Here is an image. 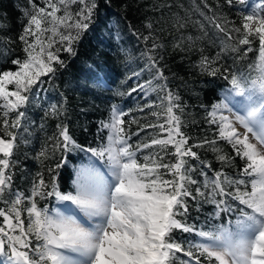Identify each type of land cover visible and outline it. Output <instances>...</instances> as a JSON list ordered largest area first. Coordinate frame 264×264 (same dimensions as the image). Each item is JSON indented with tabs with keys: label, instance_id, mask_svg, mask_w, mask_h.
Here are the masks:
<instances>
[{
	"label": "snow or ice",
	"instance_id": "obj_1",
	"mask_svg": "<svg viewBox=\"0 0 264 264\" xmlns=\"http://www.w3.org/2000/svg\"><path fill=\"white\" fill-rule=\"evenodd\" d=\"M232 2L228 0L230 5ZM237 2L246 4V0ZM30 3L32 10L25 12L27 23L19 37L25 58L13 60L18 70L0 73V128L9 137L0 136V200L9 204L6 209L0 208V257L5 258L0 264H175L179 259L177 253L188 257L180 264H192L193 260L201 264L199 256H204L209 264H264V15L256 11L264 12V3L243 13L242 27L235 28L241 34L240 45H250V37L259 40L257 75L251 79L236 74L224 76L230 87L208 114L209 123L217 126L218 139L229 143L235 154L245 160L237 178L223 171L215 172L212 178L201 173L205 176L204 187H211L209 195L218 209L216 216L221 212L238 213L234 221L230 219L227 224L208 231L197 230L177 218L188 212L185 198L192 197V193L187 184L197 183L189 175L194 169L186 167L185 157L199 160L192 148L204 144L213 146V151L218 153L220 149L215 147L216 140L188 145L189 138L180 131V120L174 112L179 107L175 103L178 97L170 91L161 100L166 115L164 123L145 126L159 127L165 134L163 137L133 148L122 127L125 113L113 106L110 121L102 123L109 130L107 144L98 149L81 148L106 163L109 178L92 168L80 174L82 178L76 182L75 194L62 193L55 183L47 190L42 178L33 184L28 197L10 191L11 175L7 170L16 146V134L10 129L19 128L25 115L20 110L29 101L25 93L43 83L41 77L55 74L54 62L64 65L59 52L75 55L73 44L90 27L97 7L95 0H44L43 7L32 0ZM75 4L82 7L73 11ZM215 27L224 31L220 23H215ZM229 38L232 37L229 35ZM143 39L147 42L149 37ZM157 47L160 45L153 40L143 55L147 58L146 67L155 70V78L165 80L155 55ZM251 50L249 47L246 52ZM213 63L204 57L201 67L216 76L219 69L212 67ZM10 85L13 87L9 88ZM140 88L143 90L144 86ZM11 112L16 117L10 120ZM237 125L244 131H239ZM60 135L65 151L80 147L69 136L67 128ZM154 146H160L161 152L170 146L176 161L163 163L164 157L157 152L146 155L144 163L138 162L137 152ZM217 159L224 164L231 163L225 154H219ZM161 169L167 171L162 173ZM167 175L173 179H165ZM6 191L14 198L5 200ZM196 193L204 196L200 188ZM37 196H55L58 202H70L74 210L70 209L68 214L60 210L50 213L49 209L38 207ZM229 197L238 202L236 208L228 204ZM25 200L27 204L21 207ZM25 213L27 224L23 218ZM174 230L195 233L206 242H197L186 249L172 238ZM33 238L38 242L34 247Z\"/></svg>",
	"mask_w": 264,
	"mask_h": 264
},
{
	"label": "trees",
	"instance_id": "obj_2",
	"mask_svg": "<svg viewBox=\"0 0 264 264\" xmlns=\"http://www.w3.org/2000/svg\"><path fill=\"white\" fill-rule=\"evenodd\" d=\"M32 3L44 6V0H32ZM95 3L97 7L90 27L73 44L75 55L59 52L64 65L54 62L55 74L41 77L43 83L25 93L29 101L20 109L25 115L19 128L10 129L16 134L11 167L7 170L11 175L10 191L28 197L33 184L42 178L47 190L55 183L62 193L75 194L77 175L85 171L86 166L104 167L108 174L105 162L81 148L98 149L107 144L109 130L103 128L102 123L110 121L113 106L125 113L122 127L133 148L155 137H163L165 134L159 127L145 126L164 123L166 115L161 100L166 91H170L178 97L175 103L179 107L174 112L180 120V131L189 138L188 145L216 140L215 147L220 149L218 153L213 151V146L204 144L192 148L199 160L185 157L186 167L194 169L189 175L197 181L187 184L195 199L185 198L188 212L177 218L205 231L227 224L230 219L234 221L236 212H221L216 216L218 209L209 195L211 187H204L205 176L201 173L212 178L215 172L223 171L229 177L237 178L245 166V160L235 154L232 146L218 139L217 126L209 123L208 114L230 87L224 76L236 74L251 79L257 75L259 40L250 37V45H240L241 34L235 31L242 27V14L252 9L250 2L241 5L233 0L230 5L228 0H95ZM80 7V4L72 5V10ZM31 10L30 0H0V73L18 70L13 60L25 58L19 37L27 23L25 12ZM258 11L264 15L261 9ZM215 23H220L224 31L217 29ZM144 37H149L147 42ZM153 40L160 45L155 49V55L165 80L156 79L155 70L146 67L147 58L143 53L151 47ZM249 47L252 50L246 52ZM204 57L214 61L211 66L219 69L216 76L209 75L201 67ZM15 117V112L9 113L10 120ZM64 128L80 147L64 150L60 135ZM0 136L9 139L2 128ZM172 151L170 146L163 152L160 146H154L137 152V159L144 163L146 155L159 152L164 157L163 163H174L176 157ZM219 154L230 157L231 163L220 162ZM200 161L211 167H205ZM166 171L161 169L162 173ZM164 178L173 179L171 175ZM197 188L204 196L197 195ZM228 190L232 191L231 188ZM13 198L6 191L5 200ZM35 200L39 208H47L50 213L71 209L70 202H58L55 196H37ZM227 202L233 208L238 204L231 197ZM26 204L27 200L21 207ZM8 207L9 204L0 200V208ZM23 218L27 224L26 213ZM172 238L186 249L197 242H206L195 233L180 230H174ZM37 243L33 238V247ZM193 251L199 256L195 249ZM177 256L179 259L175 264L188 260L181 253ZM199 259L201 264H209L204 256ZM192 264H195L194 260Z\"/></svg>",
	"mask_w": 264,
	"mask_h": 264
},
{
	"label": "rangeland",
	"instance_id": "obj_3",
	"mask_svg": "<svg viewBox=\"0 0 264 264\" xmlns=\"http://www.w3.org/2000/svg\"><path fill=\"white\" fill-rule=\"evenodd\" d=\"M246 1H247V2L249 1V2H250V5L252 6V8H253L256 4H258V3H264V0H246ZM256 11L259 12L258 9H256ZM254 27H255V25H254ZM234 111H235V109H234ZM226 114H227V113H226ZM237 128H238L239 131H241V132L244 131L242 128L239 127V125H237ZM249 135H250V134H249ZM250 139H251V135H250ZM252 142L255 143L254 140H253ZM85 168H86V169H84V170H88V169H92V168L97 169V166H96V165H89V166H86ZM102 174L105 176V178H109V177H108V174L106 175L105 172H103ZM77 176H78V177H77V180L82 178V177L80 176V174H78ZM82 221H86V218H83Z\"/></svg>",
	"mask_w": 264,
	"mask_h": 264
}]
</instances>
